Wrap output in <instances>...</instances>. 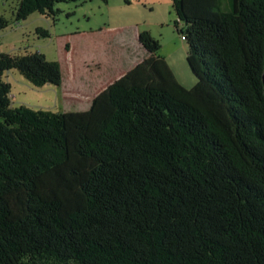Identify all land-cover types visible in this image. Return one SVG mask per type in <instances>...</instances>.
Segmentation results:
<instances>
[{"label": "trees", "instance_id": "obj_1", "mask_svg": "<svg viewBox=\"0 0 264 264\" xmlns=\"http://www.w3.org/2000/svg\"><path fill=\"white\" fill-rule=\"evenodd\" d=\"M66 1L21 0L17 20ZM172 6L192 90L141 32L148 58L88 111L13 108L5 72H63L0 54V264H264V0Z\"/></svg>", "mask_w": 264, "mask_h": 264}, {"label": "rangeland", "instance_id": "obj_2", "mask_svg": "<svg viewBox=\"0 0 264 264\" xmlns=\"http://www.w3.org/2000/svg\"><path fill=\"white\" fill-rule=\"evenodd\" d=\"M173 0H79L55 6V15L33 13L17 20L21 0H0V54L19 58L43 54L62 69L60 87L33 86L19 70L5 72L13 108L73 113L84 111L92 97L117 81L146 54L139 34L159 41L174 78L188 90L197 79L188 67L189 44L177 30ZM3 27V28H2Z\"/></svg>", "mask_w": 264, "mask_h": 264}, {"label": "crops", "instance_id": "obj_3", "mask_svg": "<svg viewBox=\"0 0 264 264\" xmlns=\"http://www.w3.org/2000/svg\"><path fill=\"white\" fill-rule=\"evenodd\" d=\"M139 39V38H138ZM139 47L141 48V49H143L144 50V48L142 47V44L140 43V41H139ZM144 53L146 54V57L144 58V59H141V60H139V61H137L136 63H134V65L129 69V70H127L125 73H124V75L127 73V72H129V71H131L133 68H135L142 60L144 61L146 58H148V54H147V52L144 50ZM123 76V75H122ZM121 76V77H122ZM120 77V78H121ZM119 78V79H120ZM108 88V87H107ZM106 88V89H107ZM105 90V89H104ZM101 93V92H100ZM99 93V94H100ZM99 94H96V95H94L93 97H92V99H91V101H90V103H88V107H87V109L86 110H84L83 112H85V111H88L89 110V108H90V106H91V104L93 103V101H94V99L99 95Z\"/></svg>", "mask_w": 264, "mask_h": 264}, {"label": "built area", "instance_id": "obj_4", "mask_svg": "<svg viewBox=\"0 0 264 264\" xmlns=\"http://www.w3.org/2000/svg\"><path fill=\"white\" fill-rule=\"evenodd\" d=\"M182 39L185 41V38L184 37H182Z\"/></svg>", "mask_w": 264, "mask_h": 264}]
</instances>
